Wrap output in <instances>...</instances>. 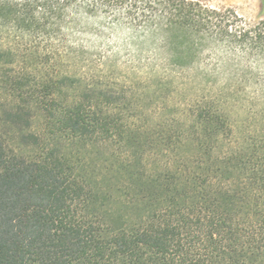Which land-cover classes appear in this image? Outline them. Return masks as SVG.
<instances>
[{"label":"trees","instance_id":"1","mask_svg":"<svg viewBox=\"0 0 264 264\" xmlns=\"http://www.w3.org/2000/svg\"><path fill=\"white\" fill-rule=\"evenodd\" d=\"M0 264H264V20L0 0Z\"/></svg>","mask_w":264,"mask_h":264},{"label":"rangeland","instance_id":"2","mask_svg":"<svg viewBox=\"0 0 264 264\" xmlns=\"http://www.w3.org/2000/svg\"><path fill=\"white\" fill-rule=\"evenodd\" d=\"M202 3L206 4L207 6L211 8L216 9H223V8H229L234 10L240 17H242L244 20L248 22H255L257 20H264V0H199ZM126 53H120V61H123V59L126 57ZM141 69H144L143 67ZM116 74H120L121 76L126 73V70L123 68L121 64H118L117 67H115ZM149 86V85H148ZM144 83L136 82L135 88H136V94L139 97L140 100V108H143V111L145 113L153 112L155 109H159V107H165L164 104H166L165 96H160L159 94L154 95L153 94V88H150ZM152 87L153 84H151ZM189 96L188 94H181L176 101L184 102V100H188ZM169 101V100H168ZM173 103V100L168 102L167 105H171ZM171 110L170 107L168 109H164V111H157L158 114H161L164 112L166 115L162 117L168 116V111ZM147 114H143L142 120L143 122L147 121L145 118ZM149 124V122H148Z\"/></svg>","mask_w":264,"mask_h":264}]
</instances>
